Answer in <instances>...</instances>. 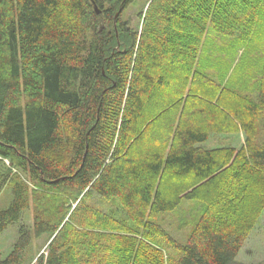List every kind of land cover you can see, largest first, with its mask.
Instances as JSON below:
<instances>
[{
    "label": "trees",
    "instance_id": "1",
    "mask_svg": "<svg viewBox=\"0 0 264 264\" xmlns=\"http://www.w3.org/2000/svg\"><path fill=\"white\" fill-rule=\"evenodd\" d=\"M133 1L0 0V167L5 160L11 167L0 171V189L11 183L12 195L0 209V234L18 226L0 264H23L32 233L53 236L36 264H162L153 241L115 233H127L126 222L81 218L88 204L117 199L135 226L151 228L149 217L199 199L218 182L221 158L201 146L208 128L185 124L187 111L163 115L174 93L165 103L157 99L170 81L180 93L196 90L193 69L207 24L213 20L223 35L238 29L235 23L257 26L252 6L261 0H154L140 32L122 18ZM261 107L264 86L255 102L240 104L237 119L247 137L237 157L264 174V145L253 144V125L243 119ZM155 123L171 137L168 148L160 137L158 145L144 140L142 130L151 135ZM64 147L68 156L57 158ZM13 170L36 187L31 228L22 223L29 189ZM172 179L191 185L172 188L166 185ZM196 232L185 244L174 242V264H236L245 232L207 220Z\"/></svg>",
    "mask_w": 264,
    "mask_h": 264
},
{
    "label": "rangeland",
    "instance_id": "2",
    "mask_svg": "<svg viewBox=\"0 0 264 264\" xmlns=\"http://www.w3.org/2000/svg\"><path fill=\"white\" fill-rule=\"evenodd\" d=\"M153 1L134 0L122 14L123 20L140 32L148 7ZM256 4L255 7L252 6V14L259 19L257 26L250 28L245 22L235 23L234 27L238 29H234L231 35H223L215 30L213 20L207 24L206 34L198 49L193 69V71L196 69L195 72L198 74L194 77L198 81H195L196 90L188 91L184 88V93H180L177 91L178 82L170 81L169 88L157 99L159 103L161 101L165 103L166 97L169 98L174 93L172 99L175 100L166 104L163 115L171 118L174 110L176 114L187 111L189 115L184 120L185 124L208 128V140L201 146L215 151L221 158L222 166L218 172L219 180L216 185L209 187L206 194L200 193L199 199L182 200L174 210L149 217L147 220L152 224L151 228L140 229L135 226L126 218L124 209L117 199L101 200L95 197L87 206L89 211L86 210V216L81 217L89 221L105 216L112 223L126 222L125 226L130 230L127 233L125 231L115 233L126 237L134 236L136 237L134 240L153 241L162 252L160 258L162 264H174L178 257L173 248L174 242L185 244L191 241L196 237V228L205 220L226 230L245 232L246 240L237 255L236 264H264V174L252 170L237 157L241 150H246L247 137L237 119L240 104L243 101L255 102L264 86V18L260 21L259 16L264 15V0ZM58 15L61 17L63 11H58ZM248 28L251 31L249 38L247 35L244 36V31ZM258 111L253 118L245 116L243 119L253 125L251 131L253 144L263 146L264 107ZM178 118L177 116V120ZM152 128V136L148 135L149 129L142 130L143 134L145 133L144 140L148 141L150 138L148 143L158 145L155 143L158 141L157 137H160L167 140L168 148L171 137L163 132L162 125L155 123ZM68 153L69 148L64 147L58 150L55 156L63 159ZM2 165L4 168L0 167V171L11 168L7 160L2 161ZM11 174L13 177L19 176L28 186L29 204L24 211L22 223L31 228L36 212L34 206L36 187L25 175L16 173L15 170ZM170 184L172 188L178 184L190 186L191 181L172 179L166 185ZM11 199V183H7L0 189V209L6 208ZM78 203L77 201L71 203L69 214ZM43 204L48 210L52 208L45 200ZM57 206L60 204L55 207ZM115 225L113 223L112 226ZM17 229V225L10 226L0 234L2 258L11 252L17 238ZM154 231L160 232L162 236ZM145 233L147 235L144 236ZM52 238L53 236L49 235L34 237L32 233V241L24 254L23 264H36L40 257L45 256ZM149 261L153 264V260ZM156 262L160 263L157 260Z\"/></svg>",
    "mask_w": 264,
    "mask_h": 264
},
{
    "label": "water",
    "instance_id": "3",
    "mask_svg": "<svg viewBox=\"0 0 264 264\" xmlns=\"http://www.w3.org/2000/svg\"><path fill=\"white\" fill-rule=\"evenodd\" d=\"M95 8V10L97 9L96 7H94ZM98 12V11H97ZM117 16V15H116Z\"/></svg>",
    "mask_w": 264,
    "mask_h": 264
}]
</instances>
